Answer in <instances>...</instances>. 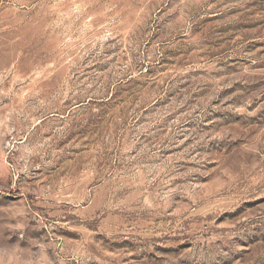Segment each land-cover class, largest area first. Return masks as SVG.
I'll list each match as a JSON object with an SVG mask.
<instances>
[{
	"label": "rangeland",
	"instance_id": "374dc122",
	"mask_svg": "<svg viewBox=\"0 0 264 264\" xmlns=\"http://www.w3.org/2000/svg\"><path fill=\"white\" fill-rule=\"evenodd\" d=\"M0 264H264V0H0Z\"/></svg>",
	"mask_w": 264,
	"mask_h": 264
}]
</instances>
